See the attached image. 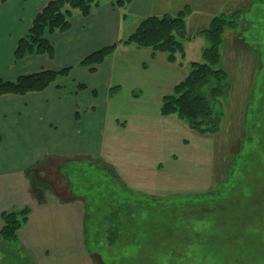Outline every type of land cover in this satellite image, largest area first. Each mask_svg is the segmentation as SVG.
Listing matches in <instances>:
<instances>
[{"label": "rangeland", "instance_id": "374dc122", "mask_svg": "<svg viewBox=\"0 0 264 264\" xmlns=\"http://www.w3.org/2000/svg\"><path fill=\"white\" fill-rule=\"evenodd\" d=\"M152 2L151 14L185 11L184 32L189 38L181 39L184 53L175 61L164 51L160 52L166 59L139 56L132 84L130 69L125 74L122 56H116L112 79L120 77L122 86L93 88V71L87 67L89 74H80V61L56 64L52 33L46 35L54 46L52 56L29 53L14 60L13 51L11 58L0 56L3 80L40 68L71 67L40 95L46 107L44 102L37 109L29 105L34 95L24 100L16 94L0 95L19 96L0 99V180L27 177L30 183H0V190L6 194L9 187L10 194L0 204L6 205L0 211V229L3 211L28 208L17 240H0L8 251L0 247V264H264V0ZM234 11L236 26L224 32L219 45L225 78L223 95L211 101L217 125L204 122V129L195 128L175 113H162L163 95L172 93L191 62H204L201 54L207 41L199 31L215 15ZM32 20L17 26L15 44ZM126 22L132 26V21ZM110 44L108 40L104 46ZM104 71L94 78L102 80ZM93 91L100 93L96 106L92 100L90 105L75 104L77 118L71 94L86 93L89 98ZM56 98H62L65 110L59 111L58 120L49 112ZM43 108L41 120L23 115ZM61 111L75 117L77 127L70 126ZM23 122L24 127L32 122L33 132L22 145L43 150L50 142L60 153L42 151L34 165H22L25 155L12 148L6 151L5 146L14 134L23 135ZM41 127L46 131L40 132ZM74 130L80 132L78 144L88 151L69 160L65 138ZM49 131L59 141H44L42 135ZM36 164L38 178L31 170ZM65 209L74 210L75 216L63 213ZM240 240L244 243L239 248Z\"/></svg>", "mask_w": 264, "mask_h": 264}, {"label": "trees", "instance_id": "16d2710c", "mask_svg": "<svg viewBox=\"0 0 264 264\" xmlns=\"http://www.w3.org/2000/svg\"><path fill=\"white\" fill-rule=\"evenodd\" d=\"M5 1L0 0V3ZM109 1L113 6L122 7L131 0ZM97 4L98 0H47L34 15L25 35L17 40L13 59L19 60L29 53L52 56L54 46L46 35L67 30L74 11L86 16ZM184 16L185 11H179L176 14H150L142 18L135 29L119 41L125 44L134 43L138 47H150L153 51H164L169 61H175L177 54L182 56L184 53L181 39L189 38L184 32ZM236 18V11L230 14L220 13L211 19L207 28L199 31L207 41V46L203 47L201 54L204 62H191V69L181 81L175 84L172 93L163 95L162 113H175L195 128L204 129L202 124L204 122L217 125V120L213 118L211 101L223 95L224 89L221 85L225 78V72L219 66V45L223 41L224 32L235 28ZM115 46L116 42L95 49L84 56L78 64L94 71ZM70 68V66L59 70L40 68L34 72L20 74L14 79H0V95H23L41 91L58 76L67 74ZM211 128L213 130L212 126ZM27 209L2 212L1 242L17 240V231L26 221ZM1 249L4 251V247Z\"/></svg>", "mask_w": 264, "mask_h": 264}, {"label": "crops", "instance_id": "0c3cea01", "mask_svg": "<svg viewBox=\"0 0 264 264\" xmlns=\"http://www.w3.org/2000/svg\"><path fill=\"white\" fill-rule=\"evenodd\" d=\"M46 1L47 0H6L3 3H0V48H1L0 56L6 57V55H8V57L9 56L10 58L12 57V51H13V47L16 41L15 30L18 29L17 26L25 27L30 22L31 18L34 17L36 12L44 5ZM152 1L153 0H131L130 2L126 3L122 7H114L113 5H111L109 0H98V4L92 8L88 16H83L78 11H74L73 15L70 18L72 20L70 28L66 31H55L54 33H52L53 39L55 41L54 44L56 45V54H55L56 64L57 65H68V64L71 65L74 62L76 64L80 61L81 58L86 56L92 50L98 49L106 45L108 40L110 41V43H114V42L117 43L120 39H122V37H125L126 35L129 34V31L125 33L126 31L124 30H132L131 29L132 26H136V24H138V22L143 17L152 13V3H153ZM126 20L132 21L133 22L132 26L131 24H127L128 22H126ZM124 23L125 25H123ZM91 24L95 25L93 30H91V27H90ZM15 27L16 29H14ZM5 31L7 32L5 33ZM93 32L94 34L92 35L91 33ZM58 38H60V40H58ZM63 38H65V41L63 42L62 46H60L61 44L60 41ZM59 47H64V48L61 49L57 53ZM57 55H58V58H57ZM157 55H161L160 57L166 59L165 53H162L160 51L158 53H152V51L149 48L138 47L134 43H127V44L121 43V42L118 43V45L104 59V61L97 66L98 69L92 72L93 78H91L90 80H92L93 88L98 89V90L100 89L101 91L103 88L107 89L108 86L111 85L112 83L115 85H118L119 88L122 86L120 77L116 78L115 81H113L112 79V66L111 65H112V60L114 59V57L122 56L121 61H124L123 63H121L122 65H124L123 71L126 74L128 72V68L130 69L131 78H129L130 80L129 83L132 84L133 82H136V79L133 76L132 70L134 68V64L138 61L137 58L139 56L140 57L142 56L143 58L147 57L148 60L150 59L154 61ZM83 67L78 68L80 71L79 73L82 74L85 72V74L87 73L89 74L90 71L87 70V67H84V68ZM100 69L102 70L105 69L104 75L100 78L102 80L94 78L96 73ZM81 77L83 78V76ZM81 87L84 88L83 91L86 89V87L83 85ZM47 88L41 91L27 93L25 94V96L20 95V98H23L24 100L27 96L34 95V98H31L29 105H34L36 107V106L42 105L44 102L45 103L44 105L46 107V102L44 101L45 98L43 99L40 95H42L45 92V90H47ZM61 93L64 94L65 92H61ZM92 93L94 95L90 93L89 98L86 96V93H83L84 96H81V93L79 92L77 94L76 93L71 94V98H70L72 102L71 105H72V108L74 109L73 111L74 114L77 115V118H79V113L77 112V110L75 111V104L80 105L83 103L84 104L87 103L88 105H90V101L92 100V104L96 106L95 103H96V100L99 98L100 93L98 92L96 93L95 91H93ZM4 97L19 98V96H15V95H6V96H0V99ZM61 99L62 98H56L55 101H57V104L55 102L50 103L49 112L50 114H52V116L55 115L56 120L60 118L59 111L61 109L63 112H65V110L63 109L64 104H62ZM41 100L43 101L37 103V101H41ZM66 100H69V98L67 97ZM25 105L26 104L23 101L22 106L26 109L27 105L26 106ZM62 111H61V114L67 117L68 119L67 122L69 123V125L72 123V125L70 126L77 127L75 126V122H74L75 117H69L68 112L62 113ZM43 112L46 113L44 108L39 112L36 111V114L34 112L35 116L34 114L27 113L26 111L23 112V115L24 117L29 116V119L36 121V120H41L42 117L39 115H43ZM31 125H32V122L29 123L27 127H24L25 122H23V131H22L23 135L21 134L17 136L16 134H14L13 136H11V141H8V144L5 146L6 151H9V149L12 148L13 152L17 153V151H20L21 153L25 155V158L23 160L24 163H22V165L24 166L28 164L34 165L36 163L35 160L39 156V153L42 151L53 153L54 156H57V154L60 153V151H57L55 147L51 146L52 144H50V142L47 143L49 146L45 145L43 150L41 149L39 150V148L30 147V145L29 146L22 145V143H27L26 141V139H28L27 137L28 136L30 137V134H32L33 132ZM5 126L6 128L8 127L6 123H5ZM41 128L42 129H39L40 132L46 131L45 127H41ZM66 135H67V137L65 138L67 139L66 147L69 149L65 152L67 154H70V153L72 154L70 156H67L68 159L69 158L75 159L77 158L75 157V155L79 156L78 154L87 153L88 150H85V148H82V145L78 144L79 142L76 140L77 137L80 136L79 131L75 132L74 130L73 132L71 131L70 133ZM48 137L50 138V140L53 141L54 136H52V132L45 133L42 135V138L44 139V141L48 139ZM56 141H59V140L57 138L56 139L54 138V142ZM17 142L20 147L19 149L16 147ZM22 148H24L25 150ZM52 149H54V151H52ZM88 156L89 154H87L86 157ZM28 159L29 161L27 162ZM38 166L39 164H36V166L33 167V169H31L33 173L35 172L34 174L32 173L34 178H38V176L41 177V171L38 170L36 172V169L38 168ZM4 180L8 181L7 183L8 185L10 184H17V185L20 184L21 185V183L30 184L27 177L26 179H20V180H14L11 178L4 177L2 180H0V183L2 184ZM33 181H37V180H33ZM2 191H3V194L0 195V204H3L5 202L4 200L5 195L7 197L6 200L10 199L9 187L7 188L6 194L4 190H0V193H2ZM5 208H6V205H3V206L0 205V211ZM73 211L74 210H72L71 212L70 210L65 209L63 213L69 216L71 213V216H75L74 215L75 211L74 212ZM81 264H83V262Z\"/></svg>", "mask_w": 264, "mask_h": 264}, {"label": "flooded vegetation", "instance_id": "af4514ba", "mask_svg": "<svg viewBox=\"0 0 264 264\" xmlns=\"http://www.w3.org/2000/svg\"><path fill=\"white\" fill-rule=\"evenodd\" d=\"M240 242H241V243H240ZM242 243H244V242H243V241H241V240H240V241H238V242H237V246L240 248V246H242Z\"/></svg>", "mask_w": 264, "mask_h": 264}]
</instances>
